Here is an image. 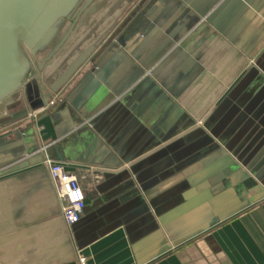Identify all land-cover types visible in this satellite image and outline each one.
<instances>
[{
	"label": "crops",
	"instance_id": "1",
	"mask_svg": "<svg viewBox=\"0 0 264 264\" xmlns=\"http://www.w3.org/2000/svg\"><path fill=\"white\" fill-rule=\"evenodd\" d=\"M212 1L136 5L123 46L46 99L37 145L66 136L61 162L99 178L79 179L67 228L42 157L0 172V264H264V0H215L190 23L189 4ZM169 32L182 35L148 61Z\"/></svg>",
	"mask_w": 264,
	"mask_h": 264
},
{
	"label": "water",
	"instance_id": "2",
	"mask_svg": "<svg viewBox=\"0 0 264 264\" xmlns=\"http://www.w3.org/2000/svg\"><path fill=\"white\" fill-rule=\"evenodd\" d=\"M118 1L0 0V132L3 133L0 137V172L14 167L11 163L29 153L62 160L58 148L67 137L38 146L35 119L28 113L44 106L47 98L60 92L98 48L106 47L104 53L107 54L111 49L123 46L125 38L120 37L118 30L104 39L137 0H125L120 5V12L111 15ZM145 1L140 0L137 4L140 13L146 12L148 2ZM214 1L204 7L189 4L192 10L190 23L204 16ZM214 10L205 18L207 22L212 21ZM181 35L169 32L162 36V46L148 61L161 57ZM40 54L43 55L39 58ZM140 67L145 65L140 64ZM8 135L10 138L6 139ZM207 140L210 142L211 138ZM41 146H44L43 152L39 151ZM51 151L53 154L50 155ZM242 166L244 170L234 165V175L238 179L249 169L248 164ZM40 168L47 174L44 166ZM146 210L142 205L140 211Z\"/></svg>",
	"mask_w": 264,
	"mask_h": 264
},
{
	"label": "built area",
	"instance_id": "3",
	"mask_svg": "<svg viewBox=\"0 0 264 264\" xmlns=\"http://www.w3.org/2000/svg\"><path fill=\"white\" fill-rule=\"evenodd\" d=\"M55 99H50L46 104L36 110L29 112L30 116H34L41 111L47 109L54 103ZM44 146L39 151L43 152ZM41 164L45 167L48 179L57 201L60 217L64 225L69 228L80 217L84 208V195L79 185V179H84L88 175H92L94 179L99 178V173H94L91 167L70 169L66 163L56 161L42 155ZM81 170V171H80ZM77 264H87L86 258L77 254Z\"/></svg>",
	"mask_w": 264,
	"mask_h": 264
},
{
	"label": "rangeland",
	"instance_id": "4",
	"mask_svg": "<svg viewBox=\"0 0 264 264\" xmlns=\"http://www.w3.org/2000/svg\"><path fill=\"white\" fill-rule=\"evenodd\" d=\"M125 0H119L117 3H115L114 4V6H113V8H112V10H111V15L112 14H118L119 12H120V5L122 4V2H124ZM139 0H137L136 2H133V4L130 6V7H128L127 8V10H130V9H132V8H134L139 2H138ZM126 11V10H125ZM120 25V18L118 19V21H117V23L114 25V29H113V31H112V29L110 30V32L107 34V36H106V38L104 39V41L107 39V37L108 38H110L114 33H115V31H117L118 30V26ZM103 41V42H104ZM102 42V43H103ZM99 49V48H98ZM97 51L98 50H96L95 52H94V54L92 55V57L90 58V59H93V58H95V56H96V53H97ZM43 54H40V55H38V57L40 58L41 56H42ZM26 122V121H25Z\"/></svg>",
	"mask_w": 264,
	"mask_h": 264
}]
</instances>
